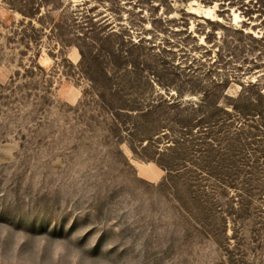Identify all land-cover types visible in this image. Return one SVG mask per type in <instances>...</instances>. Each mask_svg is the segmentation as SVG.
<instances>
[{
  "label": "rangeland",
  "instance_id": "374dc122",
  "mask_svg": "<svg viewBox=\"0 0 264 264\" xmlns=\"http://www.w3.org/2000/svg\"><path fill=\"white\" fill-rule=\"evenodd\" d=\"M49 17L129 49L145 77L114 74L148 102L195 106L189 142L150 130L133 151ZM248 101L264 109V0H0V264H264V177L228 170L264 144Z\"/></svg>",
  "mask_w": 264,
  "mask_h": 264
},
{
  "label": "trees",
  "instance_id": "16d2710c",
  "mask_svg": "<svg viewBox=\"0 0 264 264\" xmlns=\"http://www.w3.org/2000/svg\"><path fill=\"white\" fill-rule=\"evenodd\" d=\"M8 4L15 7V3L13 2L8 1ZM24 12L30 11L27 9V11ZM33 16H35L34 11H32V17ZM48 21L50 23L49 31L55 33L53 35L60 40L62 45L67 47L74 45L79 52V59L75 67L78 69L80 76L87 82V87L83 89V95H93L97 97L106 112L110 113L115 126L121 128L128 127L127 133L130 137L129 144L133 151L135 149L131 146V143H139L141 145L142 139H145V144L155 141L153 137H148V135H150V130L155 132L154 136L156 135V137L160 136L163 138L165 142H167V146L178 145L183 148L185 142H189V139H184L183 135L189 134L193 128L194 122H197L194 121L195 118L192 117L195 106H189V112L187 111L186 114H183L184 105L178 102V100L169 101L157 99L155 103H153V101L148 102L144 99V93L139 91L140 88L137 85H133L129 80L122 81L124 79L114 74L113 70L119 68H122L121 70L127 73L135 69L140 79V76L145 77L142 74V72L145 71L144 68L138 66V63L135 61L129 49L118 50L112 47V45L107 48L98 49L95 43L97 44L98 40H100L99 37L95 35H84L81 37L78 34H74L67 28L60 26L59 20L55 17H49ZM103 40H106L110 45V43L114 41L113 34H106ZM127 42L131 43L133 46L140 45L130 40H127ZM104 59L107 61H104ZM120 63L121 65H119ZM123 75L126 76L125 73ZM120 92L124 93L127 97L125 98L120 95ZM107 95L113 96L114 98L107 99ZM171 105H177V109L174 113H170L169 115L166 109H169ZM255 107L256 104L248 101L244 106L236 107V109H238L237 113L241 116L248 115L249 113L247 111H254L258 114L259 121L256 125L247 124V126L259 132L260 134L256 135H261L264 141V109L257 110ZM233 108L235 110V107ZM123 112H125V114H122ZM156 114H159L160 117L148 123L147 118H151L153 117L151 115ZM180 133L183 135L180 136ZM205 133L206 132L203 134ZM246 134H251L248 135V137L253 136L250 131H247ZM165 149L168 150L169 148L166 147ZM251 150L257 160L252 163L244 162L239 166H228L230 172L229 177H238L241 173H244L246 177H264V144H262L259 149L253 148ZM156 154L159 156L154 159L156 163L162 167L168 175L173 172L172 167L178 163L169 160L163 152H158ZM249 155H251V153H249Z\"/></svg>",
  "mask_w": 264,
  "mask_h": 264
},
{
  "label": "bare ground",
  "instance_id": "6f19581e",
  "mask_svg": "<svg viewBox=\"0 0 264 264\" xmlns=\"http://www.w3.org/2000/svg\"><path fill=\"white\" fill-rule=\"evenodd\" d=\"M198 8V7H197ZM211 12V8L210 7H207V8H204V13H206L207 15ZM206 16V15H205ZM207 17V16H206Z\"/></svg>",
  "mask_w": 264,
  "mask_h": 264
}]
</instances>
